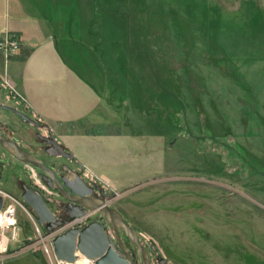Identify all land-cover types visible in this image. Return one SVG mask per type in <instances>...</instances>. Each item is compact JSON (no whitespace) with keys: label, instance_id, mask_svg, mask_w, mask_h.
Wrapping results in <instances>:
<instances>
[{"label":"rangeland","instance_id":"obj_1","mask_svg":"<svg viewBox=\"0 0 264 264\" xmlns=\"http://www.w3.org/2000/svg\"><path fill=\"white\" fill-rule=\"evenodd\" d=\"M110 1L116 2V6H128L123 0ZM221 1L228 10L236 9L241 2ZM135 5L137 14H133L132 25L137 30H132L128 50L136 54L137 63L130 65L133 69L136 65L137 71L142 73L150 65L154 73L168 70L170 78L160 96L155 95V89L152 95H149L150 90L145 92L142 88L140 91L144 102L152 97L155 101H159V97L164 99L162 111H151V106L140 102L131 117L130 110H122L114 112L113 119L116 122L125 118L138 121L137 125L126 128L140 136L161 133L170 152L160 172H156L155 165L151 170L149 167L132 168L122 174L119 184L106 174L111 181L108 183L102 182L101 170L91 165V173H81L83 179L104 191L110 208L131 225L154 263L161 258L167 264H264V153L259 154L252 147L253 155L263 157L256 160L259 168L250 165L247 154L241 149L247 146L241 139V129L231 128L237 139L235 136V139L228 138L226 124L216 123L208 110L209 53L217 50L220 59L229 58L235 62L232 56L235 46L227 41L255 35L258 26L251 27V24H256L260 16L253 15L252 11L241 17L231 15L227 24L224 16L209 14L208 0H151L147 7L141 5V9L146 7L147 14L152 15L146 14L141 19L139 7ZM215 22L216 31L210 33L209 28ZM209 39L227 46L209 47ZM121 48L127 50L123 44ZM146 53L152 56V64L145 61ZM123 64H119V70L125 73L127 69ZM225 65L229 72L234 69L229 62ZM219 70H224V63ZM221 80L216 78L213 82L219 84ZM120 82L123 90L124 80ZM6 94L1 88L0 105L21 109L10 98L5 100ZM0 124L7 127V133L14 140L38 153L45 164L59 167L63 163L80 170L76 164V148L69 150L62 145L74 155V160L49 157L44 147L38 146L34 137L36 130L17 115L0 109ZM118 127L114 130H124L123 126ZM39 133L45 135V131ZM27 172L25 165L0 147L1 190L18 195L20 184L30 181ZM53 208L54 215L58 214L56 207ZM26 209L32 215L31 210ZM97 218L96 214L91 215V220ZM17 220L19 241L10 248V253L16 255L4 264H51L43 245L37 243L39 237L33 223L20 208ZM51 258L53 260L52 255Z\"/></svg>","mask_w":264,"mask_h":264},{"label":"crops","instance_id":"obj_2","mask_svg":"<svg viewBox=\"0 0 264 264\" xmlns=\"http://www.w3.org/2000/svg\"><path fill=\"white\" fill-rule=\"evenodd\" d=\"M108 1L0 0V39L9 34L20 43L13 55L0 52V91H6L5 100L15 101L17 107L46 126L60 145L77 149L76 164L81 173H91L92 165L101 170L102 182L110 183L109 178H113L122 183V174L132 168L151 170L155 165L156 172L162 171L170 149L161 133L140 136L127 131L126 127H133L138 121L125 118L116 122L113 113L130 110L131 117L137 104L144 102L140 98L142 88L145 92L150 90L149 95L154 89L156 96L162 95L170 72L154 73L150 65L142 73L136 65L135 69L130 65L137 63L136 54L128 50L132 30H137L132 25L133 14H137L135 4L144 19L151 0H123L124 5L128 3L126 7ZM141 5L146 7L141 9ZM208 11L210 15L224 16L227 24L231 15L241 17L250 11L261 17L251 24L258 26L255 35L227 41L235 46L231 51L235 62L220 59L217 50L209 53L208 103L214 121L226 124L228 138L237 139L231 128L241 129V139L247 144L241 149L249 164L259 168L256 160L263 156L253 155V148L264 153V2L241 0L236 9L228 10L221 0H208ZM214 26L217 27L216 22L209 28L210 33L216 31ZM207 43L215 48L227 46L211 39ZM121 44L127 46L126 51ZM151 57L146 53L144 59L152 64ZM226 62L234 67L231 72L227 71ZM120 63H125L122 67L127 72H120ZM223 63L224 70L219 72L224 76L218 72ZM216 78L223 82L216 84ZM120 79L124 80L123 90ZM159 99L152 97L144 103L151 106V111H162L164 99ZM117 126L124 130H114Z\"/></svg>","mask_w":264,"mask_h":264},{"label":"water","instance_id":"obj_3","mask_svg":"<svg viewBox=\"0 0 264 264\" xmlns=\"http://www.w3.org/2000/svg\"><path fill=\"white\" fill-rule=\"evenodd\" d=\"M0 108L11 111L21 120L31 123L26 116L13 108L4 105H0ZM48 134L49 137H41L48 145L45 150L46 153L50 157L74 160V155L58 144L49 129ZM0 147L16 161L40 170L41 179L47 187L55 189L69 203L70 209L67 211L66 219H58L40 193L23 185L21 200L31 210L36 224L46 234L63 227L73 219L84 217L89 212L100 214L98 221H90L85 226L67 229L52 239L51 245L56 260L74 264L78 260V256H82L93 261L94 264H138L132 260L129 250L125 247L119 235V228L124 229L137 252L144 259L146 258V250L139 243L135 230L127 225L120 214L110 208L104 192L86 184L82 174L75 173L73 178L68 174L59 179L55 172L46 166L42 160L25 151L1 131ZM96 190H99L101 196L97 199L94 198ZM1 203L0 198V208ZM161 261L167 264L164 259Z\"/></svg>","mask_w":264,"mask_h":264},{"label":"built area","instance_id":"obj_4","mask_svg":"<svg viewBox=\"0 0 264 264\" xmlns=\"http://www.w3.org/2000/svg\"><path fill=\"white\" fill-rule=\"evenodd\" d=\"M19 46L20 43L18 39L13 35L8 34L4 38L0 39V52L6 56L15 54L18 51ZM38 185L39 187H41L43 192H45V194H51L45 186H42L41 184ZM0 198L2 200L0 208V264H4L8 259L16 255L10 253V248L11 245L17 244L19 241L20 229L17 220L18 208L22 209L28 219L33 223V227L39 237L37 243L43 245L44 251L50 257L51 264H69L56 260L52 252L53 250L51 241L57 234H60L61 232L67 229L79 226L85 220L86 217L92 214V212H89L84 217L73 219L63 227L49 234H46L43 229L36 224L35 219H33V214L31 215L26 209V206L21 203L17 198L1 189ZM51 255L53 257V260L51 258ZM82 261L86 262V264H94L93 261L87 260L82 256H78V260L76 261V263H81Z\"/></svg>","mask_w":264,"mask_h":264},{"label":"flooded vegetation","instance_id":"obj_5","mask_svg":"<svg viewBox=\"0 0 264 264\" xmlns=\"http://www.w3.org/2000/svg\"><path fill=\"white\" fill-rule=\"evenodd\" d=\"M0 109H2V108H0ZM17 111H19V110H17ZM19 112L22 113L24 116H26L31 123H33V124L27 123L26 121H23V120L20 119L22 122H25L28 126L34 128L36 130V132L34 134V137H35V139L38 142V146L39 147H44L43 148V151L46 153L45 150L48 148V145L45 144V140L42 139L41 137H49L48 128L46 126L42 125L34 117H30L29 115H26L25 113H23V111H19ZM6 128L7 127H5V126H3V125L0 124V131L5 136H7L10 139H12L13 141H15L25 151H27L28 153L34 155L36 158L42 160L44 162V164H45V161L39 157V154L38 153L33 152L32 149H30L26 145H23V144L19 143L18 141L14 140V137L10 136L7 133V129ZM41 131L42 132L45 131V135L39 133ZM45 165L48 166L49 168H51L55 172L56 176L59 179L62 178V177H66V175H68V174H70L72 178L75 177V173H77L79 175L81 174V170H79V171L78 170H74V169L70 168L69 166H67V165H65L63 163H61L59 167H55L53 164L52 165L51 164H45ZM26 167H27V169L29 171L27 173L29 175L30 181H28L26 183L20 184V190L18 191V197H19L18 200L21 203H23V201L21 200L20 195H21V192H22V187H23V185H25L27 187H30V188L36 190L38 193H40V195L44 198V200L49 204V206H50L51 210L53 211V213H55L53 207H56V210H57L58 214H55V216L58 219H66V217H67V211H69V209H70L69 203L55 189H50V188L47 187V185L45 184V182L41 179L42 173H41L40 170H37V169H35V168L31 167V166H26ZM82 178H83V176H82ZM41 183L44 184V186L50 191L51 194H48L47 195V194H45V192H43V190L41 189V187H39V185H38V184H41ZM86 184H88L91 187L98 188L99 190H101L102 192H104L101 188H99L98 186H96L94 184L87 183V182H86ZM99 190H96V195L94 196L95 199L101 197ZM59 213H60V215H59ZM92 214H96L98 216V218L96 220H91V215ZM92 214L90 216L86 217L85 220L79 226L82 227V226H85L86 224H88V222H90V221H98L99 220L100 214L98 212H92ZM127 225L131 227V225L129 223H127ZM119 235H120L121 239L123 240V243H124L125 247L127 246L126 248L129 250L130 255L132 257V260L134 262H137L138 264H165L164 262L161 261V258L156 259L155 260L156 263H154V261L152 260V257L151 256H148V255L146 256V258H145L146 260H145L144 257L137 252L135 246H133L130 243V240L127 237V234L124 231V229L119 228ZM127 239H128V241H126Z\"/></svg>","mask_w":264,"mask_h":264},{"label":"trees","instance_id":"obj_6","mask_svg":"<svg viewBox=\"0 0 264 264\" xmlns=\"http://www.w3.org/2000/svg\"><path fill=\"white\" fill-rule=\"evenodd\" d=\"M7 193H9V194H11V195H13L12 193H10V192H7ZM15 198H17V199H19V197H18V195H13Z\"/></svg>","mask_w":264,"mask_h":264},{"label":"bare ground","instance_id":"obj_7","mask_svg":"<svg viewBox=\"0 0 264 264\" xmlns=\"http://www.w3.org/2000/svg\"><path fill=\"white\" fill-rule=\"evenodd\" d=\"M80 262L76 263V264H79Z\"/></svg>","mask_w":264,"mask_h":264}]
</instances>
